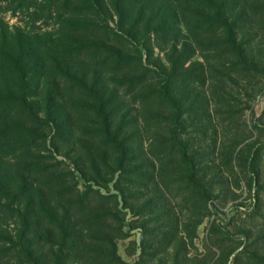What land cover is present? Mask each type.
<instances>
[{
  "label": "rangeland",
  "instance_id": "obj_1",
  "mask_svg": "<svg viewBox=\"0 0 264 264\" xmlns=\"http://www.w3.org/2000/svg\"><path fill=\"white\" fill-rule=\"evenodd\" d=\"M201 1L157 0L169 20L179 15L165 37L112 41L149 68L142 88L129 91L122 71L127 79L138 71L98 67L104 56L53 60L59 44L106 43L103 30L74 33V24L91 25L93 16H76L58 0H0V35L28 38L31 61L43 66L29 92L39 120L32 121L34 149L0 163L9 190L8 200H0V264H234L238 254L237 264H264V0H214L213 9ZM101 13L102 21L117 25L108 0ZM57 67L100 94H114L111 131L125 161L113 174L111 150L91 140L87 97L71 96L64 86L61 98L56 93L49 102L48 89L65 79L52 76ZM160 80L167 83L164 101ZM14 117L17 124L27 121ZM106 156L108 167L98 170L108 183L82 176L94 177L90 157ZM20 176L44 194L39 183L59 177L70 187L74 177L84 205L56 209V225L38 218L28 234ZM69 218L71 234L62 237L55 228Z\"/></svg>",
  "mask_w": 264,
  "mask_h": 264
},
{
  "label": "trees",
  "instance_id": "obj_2",
  "mask_svg": "<svg viewBox=\"0 0 264 264\" xmlns=\"http://www.w3.org/2000/svg\"><path fill=\"white\" fill-rule=\"evenodd\" d=\"M60 1L63 3L60 8H66L65 10L72 12L76 16H93L91 18V25L74 24V33L80 31L84 34L90 29L89 34L91 35L94 30H103V34L106 37V43L102 46L78 45L77 47L70 46L67 48H62L63 46L59 44V48L55 52L57 57L53 55V60L70 61V59L72 60L75 57L79 58L83 54L85 56L86 54H89V61L95 62L94 60L97 58L99 59V56H104L97 64L98 67L109 68L111 72L130 68L138 71V76H133L128 79L126 78V73L122 71L123 81L121 82V85H126L129 91H133V89L137 87L142 88V85L147 82L146 76L150 71L149 68L142 63L140 57L134 56L127 58L115 44H122V40L127 42L133 41V43L136 44L137 39L150 42V36L153 34H160V36L165 37L169 25L178 24L179 22V15L177 14L173 15L169 20V15H164V12L160 7L156 6L157 0H108L118 19L116 26H110L107 21H102L101 4L104 0H80L83 4L74 8H70V6L75 3H72L73 0H58L57 5H59ZM174 1L177 2L178 0ZM152 2L154 3V6ZM213 2L214 0H202L201 4L204 5V8L213 9ZM126 10L131 14H126ZM127 16L131 17L130 20L133 19L128 26L126 25ZM102 22L105 26L101 25ZM26 41H29L26 37L9 41L6 35H0V163L5 161L10 155L15 156V154L20 152H31L34 149L33 142L36 140V133L34 132L35 129L32 121L39 120L37 119L36 113L32 110L29 98L33 95L29 92L32 88L34 91L38 85L39 80L33 75L35 74V70L42 71L43 66L39 65L35 60L31 61ZM112 41H114V45ZM29 66L32 67L30 68ZM55 70L56 73L52 76L56 78L58 76L62 80L65 79L63 80V84L59 85V88L58 85H56L57 89H48L47 96L49 102H53L56 93L60 95L61 98L62 91H65V89H63L64 86L67 89L66 93L71 94V96L73 93H78L82 97H87L88 105L86 108L89 110V124L92 126L90 127L91 130L89 129V134L92 136L91 140L99 142V147L101 145L106 151L111 150L110 155L112 156L109 157H112L111 161L115 166V169L112 172L113 174L116 170L121 169L122 162L123 160L125 161L124 147L122 148V145L117 139L118 134L111 131V118L116 114V107H114L115 103L113 99L114 94H100V91H96L93 85L87 87L82 83L84 81L83 78L79 80L71 75L70 69H61V67H57ZM166 84L167 83H162L160 80V88L157 93L160 101H164L168 95ZM71 96L68 97L72 99ZM54 104L55 106L58 104L61 107L60 100H58V103L56 102ZM20 114L25 116L27 121L22 120L23 123L17 124L14 116H19ZM107 157L108 156L103 158V161L102 158L95 159L90 157V160L87 162L94 170V177L87 176L84 172L82 173V170L80 169L82 176L89 181L95 182L98 186L99 184L104 185L108 183L110 179L99 175L98 170L99 166L108 167L107 160H109V157ZM36 167L38 168V165ZM2 175L4 177L6 175L3 167L0 169V200L4 198L8 200L9 190L5 185L6 179L2 177ZM60 180L58 177L51 178L43 184L39 183V185L44 188L43 190L47 192V194H44L42 189L33 185V182L27 184L26 179L23 176L19 177L21 185V193L19 196H26L27 198L25 217L28 219L29 223L27 222L26 225L24 224V228L28 234L31 232L30 229L39 223L41 217L47 221V224L56 225L58 218L55 213L56 209H62V206L64 205H84L77 200L78 195L76 194L78 193V190L75 178H72L73 184L70 187H65V183L60 182ZM68 190L71 191V194L69 195L71 199H66L65 197V193ZM47 196H49L50 199H48ZM59 200L64 202V204H61ZM85 202L87 201L85 200ZM54 204L58 206H54ZM23 220L25 223V218H23ZM69 221L70 218L66 222L63 221L64 225H60L59 223L55 228L60 232L62 237H69L71 234L67 231L65 225ZM25 238L29 239V237H24V239ZM21 250L25 251L26 249L22 248ZM6 251L8 252L9 249ZM25 252H27L26 255L32 256L35 251L29 248ZM238 259L239 254L235 257L234 264L239 262ZM252 260L259 261L255 256ZM251 264L255 263L251 262Z\"/></svg>",
  "mask_w": 264,
  "mask_h": 264
}]
</instances>
